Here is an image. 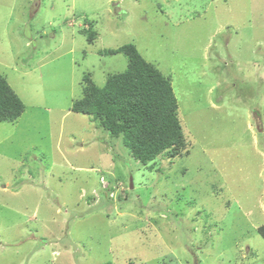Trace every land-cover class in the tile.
Returning a JSON list of instances; mask_svg holds the SVG:
<instances>
[{"label": "rangeland", "instance_id": "1", "mask_svg": "<svg viewBox=\"0 0 264 264\" xmlns=\"http://www.w3.org/2000/svg\"><path fill=\"white\" fill-rule=\"evenodd\" d=\"M128 43L171 78L179 155L143 164L71 109ZM0 72L25 103L0 121V264H264V0H0Z\"/></svg>", "mask_w": 264, "mask_h": 264}, {"label": "trees", "instance_id": "2", "mask_svg": "<svg viewBox=\"0 0 264 264\" xmlns=\"http://www.w3.org/2000/svg\"><path fill=\"white\" fill-rule=\"evenodd\" d=\"M119 52L129 57L127 69L109 75L103 86L91 82L71 109L91 115L112 135H121L143 164L159 155H179L186 140L170 76L147 61L132 43L108 51ZM24 111V101L0 72V121H16ZM259 230L264 237V225Z\"/></svg>", "mask_w": 264, "mask_h": 264}]
</instances>
